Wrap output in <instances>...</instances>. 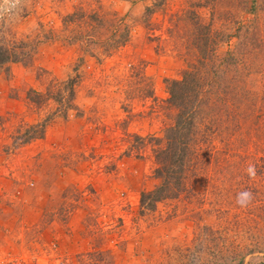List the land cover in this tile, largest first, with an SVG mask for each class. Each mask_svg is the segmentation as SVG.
I'll return each instance as SVG.
<instances>
[{
  "label": "rangeland",
  "instance_id": "1",
  "mask_svg": "<svg viewBox=\"0 0 264 264\" xmlns=\"http://www.w3.org/2000/svg\"><path fill=\"white\" fill-rule=\"evenodd\" d=\"M73 12L101 24L64 25ZM116 22L128 38L108 55ZM204 36L212 58L232 55L222 77L247 96L203 102L185 191L140 215L155 163L149 145L124 156L125 135L162 136L164 80L195 63ZM12 42L32 54L0 66V264H264V0H18L0 18V46ZM75 74L65 116L25 99ZM43 121L41 139L11 145Z\"/></svg>",
  "mask_w": 264,
  "mask_h": 264
},
{
  "label": "trees",
  "instance_id": "2",
  "mask_svg": "<svg viewBox=\"0 0 264 264\" xmlns=\"http://www.w3.org/2000/svg\"><path fill=\"white\" fill-rule=\"evenodd\" d=\"M75 18H77L76 13L73 12L64 17L63 24L78 23L79 26L82 24L92 29L93 26H100L102 21L100 17L93 14L84 18L78 16L80 20ZM116 24L117 22L113 30L111 28V35L101 42L102 51L108 55L121 48L128 38L127 30L125 28L118 30ZM203 38L198 44L193 43L197 53L195 63L182 70L179 79L164 80L167 97L160 100L159 108L169 114V124L163 129L162 136L157 138L150 134L145 137L125 135L133 137L135 141L127 140L128 146L124 156L133 154L135 157H140L141 148L149 145L155 163L153 175L158 183L151 190L140 192L138 199L140 215L153 211L157 203L175 199L185 191L187 173L195 157L193 155H196L195 152L199 149L198 144H204L203 141L206 139L205 131L199 128L201 124L198 121L199 116L203 111L212 112L213 109L211 102L205 108L202 106L203 102L210 100L211 97L217 106L219 104L231 106L247 96L238 87L232 91L222 77L224 69H227L229 61L233 59L232 55L228 53L222 58H212L214 40L210 36ZM31 54L30 45L26 42H12L5 47L0 46V66L18 61L26 62L31 58ZM137 78L136 83H141L140 77ZM78 83L77 74L62 80L52 79L43 91L29 90L25 94V99L35 106L51 102L55 105L54 114L63 117L74 107V93ZM211 84L219 86L214 93L211 92ZM125 98H130L128 92H125ZM145 98L155 101L149 83ZM121 108L126 111V106ZM232 114L228 116L229 121L234 119L235 113ZM44 128L45 121L17 129L10 136L11 145L15 148L32 140L41 139Z\"/></svg>",
  "mask_w": 264,
  "mask_h": 264
},
{
  "label": "clouds",
  "instance_id": "3",
  "mask_svg": "<svg viewBox=\"0 0 264 264\" xmlns=\"http://www.w3.org/2000/svg\"><path fill=\"white\" fill-rule=\"evenodd\" d=\"M18 3V0H0V18L6 13H10L14 8L15 5ZM248 172L250 175H254L255 171L253 167H249ZM243 196H250L249 193L242 194Z\"/></svg>",
  "mask_w": 264,
  "mask_h": 264
}]
</instances>
